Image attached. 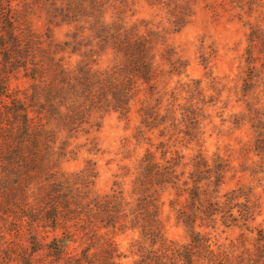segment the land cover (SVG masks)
<instances>
[{
    "label": "rangeland",
    "instance_id": "rangeland-1",
    "mask_svg": "<svg viewBox=\"0 0 264 264\" xmlns=\"http://www.w3.org/2000/svg\"><path fill=\"white\" fill-rule=\"evenodd\" d=\"M152 166L157 197L136 187ZM182 173L220 198L200 234ZM145 196L160 229L139 240ZM145 255L264 264V0H0V264Z\"/></svg>",
    "mask_w": 264,
    "mask_h": 264
},
{
    "label": "trees",
    "instance_id": "trees-1",
    "mask_svg": "<svg viewBox=\"0 0 264 264\" xmlns=\"http://www.w3.org/2000/svg\"><path fill=\"white\" fill-rule=\"evenodd\" d=\"M2 39L3 38H1V41H3ZM13 126H16V125L14 124ZM143 174L144 172L140 173L139 176H142ZM143 177L145 178L144 182H147V184H141L137 182L136 187H138V184L140 186H143V188L147 190L148 196H153V197H157V195L159 196V193L155 191L154 187L164 181L161 179V178H164V175L158 171V167L152 166L148 171L147 178L145 176ZM207 178H210V177H207ZM207 178L204 180V184L211 185L212 182L210 180L208 181ZM170 183L173 185L172 188H174L175 190L174 192H172L173 199L176 200L175 203H177L178 206L182 205L183 213L179 212L180 216H178L182 220L180 221L181 224L187 227L190 233L193 231V233L195 232L197 234H200L201 232L200 229H199L200 231H195V228H196L195 226L196 216L195 215H197V213L202 212L201 208L202 207L204 208L203 204L205 205H210V204L216 205L217 204L218 205V201H217L218 199H219V204H220V198L217 195H213L214 191L212 192V195H208L209 198L200 194L198 191H196L194 189L195 179L193 175L191 174L186 176L182 173L181 175L174 177L173 181H170ZM134 186H135V183H134ZM178 187H180L181 190H178L177 189ZM138 190L140 189L138 188ZM146 200H147V197L145 196L143 198H136V199H133L132 201H128L127 206H129V208L125 211V219L126 218L128 219V220H125V224H128L129 226L128 231L133 232V233H138L139 240L141 238L146 239L148 235L147 231L155 225L156 227L158 226L157 222L156 224H152V220L150 217V215L152 214L154 215L158 214L157 206L154 204V201H152L150 205L146 204L147 202ZM153 200L155 199L153 198ZM188 208H191V210H194L193 215L185 214L186 211L184 209H188ZM233 208L234 206L231 209L232 211L228 213L231 218L233 216ZM236 208H238V206ZM239 210L240 209H237V211ZM151 211H152V214L150 213ZM61 213H62V209H61ZM252 215L253 214L250 213L248 216L244 217L242 220L253 219ZM197 216L199 219H201L199 215ZM59 217L60 216L58 214H54L51 217H46V219L48 222L52 224L51 226H53L55 222L59 220ZM157 228L160 229L159 227ZM155 244L157 245L156 241H153L152 245H155ZM57 247L59 248V245ZM138 248H141V247L139 246ZM80 262L81 264H84L83 260H80ZM135 264H160V263L153 256L145 255L138 262H135Z\"/></svg>",
    "mask_w": 264,
    "mask_h": 264
}]
</instances>
